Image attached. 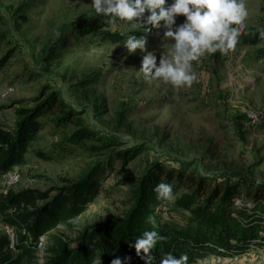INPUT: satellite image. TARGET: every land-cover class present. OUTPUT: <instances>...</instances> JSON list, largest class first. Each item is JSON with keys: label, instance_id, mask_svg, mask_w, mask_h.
<instances>
[{"label": "rangeland", "instance_id": "rangeland-1", "mask_svg": "<svg viewBox=\"0 0 264 264\" xmlns=\"http://www.w3.org/2000/svg\"><path fill=\"white\" fill-rule=\"evenodd\" d=\"M246 7L236 48L193 62L197 81L177 88L138 72L145 53L130 54L124 43L144 30L96 14L91 0H0V60H8L0 70V118L8 122L0 119V124L12 126L18 108L12 103L27 102L48 85L81 113V128L94 135L72 144L66 138L78 128L75 120L66 128L47 125L26 164L14 169L20 182L11 192L61 187L101 165L99 197L71 227L51 232L69 241L82 226L123 215L139 179L155 162L182 164L207 178L264 182V45L244 42L264 30V0H246ZM184 19L178 16L177 24ZM102 23L127 38L119 44L100 41L96 27ZM165 31L162 23L154 35L145 36L146 50L154 51L158 61L171 54ZM4 92L9 95L2 99ZM110 140L118 146L105 147ZM133 148L143 151L123 166L113 157L114 150ZM107 162L112 166L106 170ZM173 201L156 213L184 222L186 214L174 211ZM44 239L42 258L49 243ZM196 264H264V248Z\"/></svg>", "mask_w": 264, "mask_h": 264}, {"label": "trees", "instance_id": "trees-1", "mask_svg": "<svg viewBox=\"0 0 264 264\" xmlns=\"http://www.w3.org/2000/svg\"><path fill=\"white\" fill-rule=\"evenodd\" d=\"M171 3L172 0H167V4ZM145 27L150 30L145 32L140 26L144 31L132 34L152 36L158 29ZM96 30L100 41L110 44H119L127 38L103 29V23ZM261 32L257 31L251 41L244 42L264 45ZM7 61V58L0 60V70ZM12 105H18L14 128L8 130L0 125V183L16 167L26 164V155L47 125L66 128L75 120L78 128L66 138L72 144L94 136L81 128L78 120L81 113L48 85L27 102L17 101ZM104 146L118 144L110 140ZM142 151L140 148L123 153L114 150L113 157L123 166ZM174 165L167 167L155 162L139 179L132 191L131 204L123 215L82 226L69 241L51 232L59 226L71 227V221L99 197L100 176L104 173L101 165L90 168L76 181H63L61 187L0 192V217L14 229L16 236L15 253H12L8 250V238L0 234V264H92L99 255L102 264H111L116 258L122 264H144L145 254L141 250L138 255L132 245L145 231H156L164 237L153 250L154 264H159L160 258L168 253L175 258L186 255V264H196L209 257L234 258L264 248V182L207 178L188 171L182 164ZM111 166L112 162H107L105 169ZM161 182L172 185V206L174 211L186 214L184 222L166 221L156 213L169 201L158 199L154 191ZM243 187L246 188L241 191ZM149 217L154 222L150 223ZM40 238H47L49 242L44 248L46 258L40 257L37 250Z\"/></svg>", "mask_w": 264, "mask_h": 264}, {"label": "clouds", "instance_id": "clouds-1", "mask_svg": "<svg viewBox=\"0 0 264 264\" xmlns=\"http://www.w3.org/2000/svg\"><path fill=\"white\" fill-rule=\"evenodd\" d=\"M91 5L96 14L111 21L134 22L145 32L150 30L146 25L160 28L163 21L164 37L171 38L170 58L160 56L158 61L154 51L146 50L145 36L130 35L124 46L130 54L137 49L145 53L138 72L146 80L160 79L177 88H190L197 81L193 62L205 55L217 52L226 55L234 50L241 35L235 25H240L248 17L246 0H172L171 4H167V0H91ZM178 16L185 18L180 24L176 22ZM154 191L158 199L173 198L171 184L161 182ZM148 219L150 223L154 222L153 217ZM163 239L156 231H145L132 246L138 255L143 251L144 264H154L153 250ZM186 261V255L175 258L168 253L160 258L159 264H186ZM92 264H102L101 255ZM111 264H122V260L113 259Z\"/></svg>", "mask_w": 264, "mask_h": 264}, {"label": "built area", "instance_id": "built-area-1", "mask_svg": "<svg viewBox=\"0 0 264 264\" xmlns=\"http://www.w3.org/2000/svg\"><path fill=\"white\" fill-rule=\"evenodd\" d=\"M236 27L239 28L240 33L244 30V25L240 24V25H236ZM9 95L8 92H4L1 95V98L4 99ZM251 120L256 121L257 117H255L254 115H251ZM3 180V191L2 193H6L8 191H10L12 189L13 186H15L16 184H18L20 182L19 176L15 171H12L11 173L7 174L6 176H4L2 178ZM0 234L4 235L8 238L9 240V245H8V250L10 252H14L15 253V243H16V236H15V231L13 228H11L10 226L6 225L5 223H3L1 217H0ZM44 238H40L38 244H37V250L38 253L40 254V257H42L41 253L44 247Z\"/></svg>", "mask_w": 264, "mask_h": 264}, {"label": "crops", "instance_id": "crops-1", "mask_svg": "<svg viewBox=\"0 0 264 264\" xmlns=\"http://www.w3.org/2000/svg\"><path fill=\"white\" fill-rule=\"evenodd\" d=\"M0 119H2L3 120V122L4 121H7L8 122V120L6 119V117L3 115V116H1V118ZM2 120H1V124H2ZM15 121V119L13 120V122ZM12 122V123H13ZM0 124V125H1ZM5 125H7V124H2L1 126L3 127V128H6V129H8V130H10V129H13L14 128V123H13V125L11 126H5ZM2 183V187H1V190H0V192H2L3 191V181L1 182ZM209 258H211V257H209ZM214 258V257H213ZM215 259V258H214ZM217 259V258H216ZM205 260V259H204Z\"/></svg>", "mask_w": 264, "mask_h": 264}]
</instances>
